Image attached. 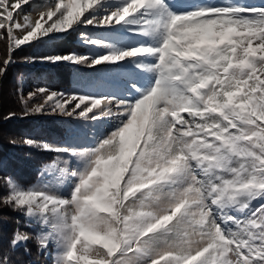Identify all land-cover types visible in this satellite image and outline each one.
<instances>
[{"label":"snow or ice","instance_id":"snow-or-ice-1","mask_svg":"<svg viewBox=\"0 0 264 264\" xmlns=\"http://www.w3.org/2000/svg\"><path fill=\"white\" fill-rule=\"evenodd\" d=\"M25 6L39 7L38 18L21 23ZM73 33L87 54L28 61L100 66L127 88L28 94L25 117L81 121L95 143L24 141L56 154L45 170L58 175L28 187L3 178L0 204L36 230L18 222L11 248L54 245L55 264H264V5L0 0V77L18 49ZM37 94L44 102L30 107ZM0 264H11L7 254Z\"/></svg>","mask_w":264,"mask_h":264},{"label":"trees","instance_id":"trees-1","mask_svg":"<svg viewBox=\"0 0 264 264\" xmlns=\"http://www.w3.org/2000/svg\"><path fill=\"white\" fill-rule=\"evenodd\" d=\"M88 30L94 31L91 28ZM77 50L81 54L90 51L81 42L80 34L73 33L70 36L46 39L43 43L32 47L25 46L22 50L18 49L15 52V63L11 65L7 75L0 82V180L11 177L24 186L34 185L42 177L45 165L55 160V155L27 145L24 141L36 140L43 131L53 140L64 136L62 132H67L63 118L47 116L32 119L31 116L23 115L25 104L20 98L28 87L34 89L43 87L52 91L65 92L72 90L73 87H90L97 81H104L110 88L127 86L123 79L115 81L107 77V73H102L103 69L97 73L71 64L49 65L28 61V58L33 55L62 54L78 52ZM6 54L7 44L5 41H0V59L5 58ZM114 76L121 75L114 73ZM23 78L28 80L26 81L28 85L21 88L25 82ZM3 195V191L0 192V197ZM6 208L10 207L0 204V252L7 254L11 264H48L46 253H41L37 244L32 243L26 248L22 246L11 248L10 239L18 222L20 224L24 220V216L12 211L11 208L9 211Z\"/></svg>","mask_w":264,"mask_h":264},{"label":"rangeland","instance_id":"rangeland-1","mask_svg":"<svg viewBox=\"0 0 264 264\" xmlns=\"http://www.w3.org/2000/svg\"><path fill=\"white\" fill-rule=\"evenodd\" d=\"M52 2H54V0H33V4L35 6L48 4V3H52ZM175 2L177 4V6H182L183 4L187 3L188 0H175ZM210 2L221 3V2H223V0H210ZM237 2H239V0H237ZM240 2H243L246 5H256V6L264 5V0H240ZM38 3H40V4H38ZM28 7H30V8L32 7V8L29 9ZM38 12H39V7L25 6V12L22 13L21 16L17 17V19H19L20 22L23 23L24 22L23 16L27 15V16H29V18L31 20L34 21L35 19L38 18ZM89 28H91V26H89ZM91 29L94 30L92 32L94 35H102L107 31L106 29H95V28H91ZM77 51L80 53L79 50H77ZM87 53L88 52H84L83 54H87ZM79 67L84 68V69H88V70H91L92 72H97V73H100L101 69H102L100 66H98L96 69H89V68L84 67V66H79ZM102 73H107V72L102 71ZM17 75L21 76L20 74H17ZM106 76L114 79L115 81L123 79V81L127 83V80L124 77H121V76L116 77V76H114V73H107ZM3 78L4 77H0V82ZM23 79H24L23 81H25V82L28 81L26 78H23ZM23 81L21 80V84L23 83ZM25 82L23 83V86L21 88H23L25 85H28L27 82L26 83ZM112 86H113V84H112ZM126 88H127V86H125L124 88H122V87L110 88L106 85V83L104 81H97L95 84H93L90 87L89 86L85 87V88L73 87L72 90L65 91V92H78V93H84L86 95L98 96V95L119 93L123 90H126ZM36 89L28 87L27 91H23V93L21 95L23 98H20V99L23 101L27 100L28 94L30 92H35ZM57 92H60V91H57ZM43 102H44V98L42 96H40L39 94H37L34 99L28 100V105L31 107V106H35L37 104H41ZM47 116H57V117L63 118L67 132H62L64 134V136H62L59 139L55 138V140H53L50 137H48L47 134L43 131L40 133L39 137L36 138V140L49 142V143H72V144H75L77 146H90V145L95 143V141L89 135V129H90L91 125H85L81 121H76V120H72L71 118L61 117V116L52 115V114L31 115L30 118H32V119L33 118H43V117H47ZM44 123H47V121H44ZM106 123L107 122L104 121L101 124L96 125L98 131H102L104 129V127L106 126V125H104ZM0 137H1V132H0ZM67 138H70V139L68 141H66ZM16 143H18V141H16ZM54 155L56 158V154H54ZM57 175L58 174H55L52 171L45 170V167H44L42 177L34 185L45 183V182L55 185L57 183ZM14 180L17 181L16 179H14ZM3 184H4V180L2 179V180H0V192L3 191V194H4L6 190L4 189ZM20 184L23 185L22 183H20ZM25 187H27V186H25ZM66 191L67 190H65V194H66ZM6 209L8 211L10 210V208H6ZM11 210L14 211L12 208H11ZM25 225H26V220L24 217V220L22 222H20V224H19L21 231H27V232H29V234L34 235L36 230H34L33 228H27V227H25ZM32 243L37 244L36 240L32 239V240H29L27 242V244H24L21 246L26 248L28 245H30ZM21 246H19V247H21ZM45 253H46V262L48 264H55V261H56L57 255H58V250H57L56 246L53 245L47 251H45Z\"/></svg>","mask_w":264,"mask_h":264}]
</instances>
